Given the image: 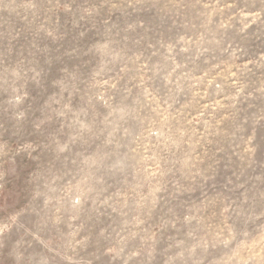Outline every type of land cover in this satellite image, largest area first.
Instances as JSON below:
<instances>
[{
    "label": "rangeland",
    "instance_id": "1",
    "mask_svg": "<svg viewBox=\"0 0 264 264\" xmlns=\"http://www.w3.org/2000/svg\"><path fill=\"white\" fill-rule=\"evenodd\" d=\"M0 264H264V0H0Z\"/></svg>",
    "mask_w": 264,
    "mask_h": 264
}]
</instances>
